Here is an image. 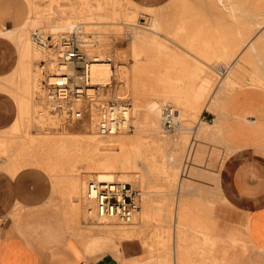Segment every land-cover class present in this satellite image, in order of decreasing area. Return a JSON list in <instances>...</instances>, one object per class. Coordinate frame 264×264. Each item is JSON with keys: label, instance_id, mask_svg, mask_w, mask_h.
<instances>
[{"label": "rangeland", "instance_id": "1", "mask_svg": "<svg viewBox=\"0 0 264 264\" xmlns=\"http://www.w3.org/2000/svg\"><path fill=\"white\" fill-rule=\"evenodd\" d=\"M27 3V0H12V8L8 11L9 16H14L19 11L18 9L24 8ZM137 3L136 0H32V7L36 8L37 16H40L39 18L44 22L53 26L65 23L61 30L49 33L59 32L69 26L84 23L82 26L85 41L93 43V47L89 49L91 53L111 56L110 62L117 65L118 79L121 83L112 77L110 83L102 87L101 90L95 86L92 88L97 94L100 93L97 98L98 105L108 102L118 103L114 98L116 91H118L117 94L126 96L127 101H131L134 109L136 104L141 105L143 120L141 125L135 128L131 123L130 130L120 134L122 137H127L131 141V145L121 151L116 145L113 146V149H106L104 145L99 146L100 149L95 148L99 159L90 170L87 159L83 157L85 154L83 141L89 139L94 143H103L108 139V137L97 135L96 130L94 133L84 131L89 126L95 128L96 118L90 120L88 116L82 121L74 122L71 125L67 124L64 127L58 126L54 122L45 123L40 119V121L34 119L35 111L31 102L33 98L31 99L29 85L34 77V64L28 41L29 33L34 28L30 27L26 31V38L29 43L27 45L28 59L32 63L30 66L31 75L28 74L30 80H28L27 89H23L25 95H30L28 101L24 103L28 112L19 114L20 116L16 113L7 130L0 132L2 140L0 148L2 153L0 154L7 155L8 161L4 167H7L10 162H16L24 167L35 166L44 169L47 178L44 176L45 178L41 179H44L47 184L44 188V191L47 192V201L58 203L56 206L71 218L73 233H77L76 235L82 241L87 240V235H89L87 228L90 227L94 233L101 231L103 235L109 237L117 235L116 237L122 243L135 240L141 245H146L151 252H171L175 239L172 226H151L146 227V231L143 228L139 231L138 223L144 215L143 212H140L137 218L129 224L117 221L86 220L84 218L85 204L81 199L84 191L83 182L86 176L91 173H111L116 178L128 181L134 186H137V184L135 185L137 182V187L145 193L146 200L153 197L160 204L167 205L169 200L172 201L171 196L174 195L180 179L187 178L188 181L191 174L199 177L200 181L207 177V168L209 164L215 166L213 159L218 158L214 154L221 147V140L217 141V135H214L213 123L208 122L212 119L210 114L212 112L204 106L209 94L217 88V78L215 76L207 77V70L211 71L207 65H210L216 45L227 43L234 45L241 37L250 35L253 37L255 33L260 34L264 31V21L257 23L256 17H254L264 18V0H242V3L241 0H165L153 8V14L157 21L159 20L160 26L162 25L160 32L158 31L149 40L140 39L133 44L134 34L127 29L126 24H133L137 19L138 24L144 26L146 17L149 16L144 13L139 17H133L132 8ZM139 10L141 14L143 11L140 8ZM80 14L83 15L82 23L78 19ZM88 22L92 24L90 25ZM94 27L96 30L92 29ZM230 32L231 34H229ZM95 48L96 50H94ZM256 59L254 65L264 70V54H260ZM41 64L40 60L39 67ZM39 70L42 71L43 68ZM42 79L43 74L41 73ZM8 80L7 74L0 75V92L11 95L14 90L9 86H12L13 83L9 84ZM234 87L230 88L229 94L238 89ZM163 96L169 97L172 103L183 111L184 120L181 121V125L184 128L195 127L198 124L195 122L198 120H203L210 125L209 131L213 136L208 135V139L198 140L195 149V163L191 164V169L187 172H183V166L188 162L187 144L185 143L183 148L181 147L182 150L172 151L170 154L169 150L174 147L172 142L181 144L183 141L174 136L172 142H167L163 137V132L153 127L151 123L153 113L157 111ZM34 105L36 106L35 102ZM22 115H25V120ZM169 132L173 134L174 129H170ZM31 134H33V141L28 139ZM50 145L53 148H48ZM54 146L58 149L60 146V150L54 149ZM153 153L160 159H151ZM105 154H109L112 160L117 161L115 167H110V163L108 162V164L102 158ZM3 156H0V163L3 161ZM19 158L22 159V163ZM69 158L72 159L73 165ZM176 160L178 161L176 162ZM216 163L222 164L221 161ZM175 164L180 166L176 167ZM143 165L144 169H142ZM74 181L79 183L77 190L79 197L76 198L78 217L76 219L70 217L68 213L73 203L71 192ZM133 189L138 190V188ZM141 199V195H137L135 200L137 206L140 205ZM160 213L162 212L157 211L154 217H160ZM47 214L55 218L52 223L59 231L56 236L58 240H63L62 238L65 237V240L71 242L73 246L79 245L73 236L63 234V218L49 204L26 209L22 220L23 226L37 230L36 236L47 244L46 235L37 228L40 226V216ZM146 232L149 240L145 241L142 237ZM159 233L165 237L159 236ZM197 233L205 240L208 238V234ZM183 234L179 237V250L182 249ZM199 246L201 250H206L208 243L200 241Z\"/></svg>", "mask_w": 264, "mask_h": 264}, {"label": "crops", "instance_id": "2", "mask_svg": "<svg viewBox=\"0 0 264 264\" xmlns=\"http://www.w3.org/2000/svg\"><path fill=\"white\" fill-rule=\"evenodd\" d=\"M136 1L157 5L165 0ZM27 2L9 16L12 0H0L1 34L23 27L32 10V0ZM28 56L26 43L0 38V75L9 76L8 83L13 84L6 86L14 90L11 95L0 92V132L7 130L16 113L28 112L24 103L30 95L23 90L31 75ZM219 113L216 129L221 147L214 154L218 158L213 159L215 166L209 164L207 168V177L200 181L191 174L188 181L180 179L174 203L169 200L162 205L156 201L142 209L139 231L151 226H186L178 253L175 249L151 252L135 240L122 243L117 235L82 241L73 233L71 218L47 201V184L41 179L46 175L26 170L35 166H23L12 175L4 167L7 155L0 154V264H264V91L233 90ZM210 114L212 119L207 121L213 123L216 115ZM1 144L0 139V148ZM218 161L222 164L218 165ZM182 183L186 184L184 191L179 189ZM45 203L63 218V234L73 236L79 245L73 246L65 237L57 239L59 231L50 214L40 216V228L37 227L46 235L47 244L36 236L37 230L23 226L25 210ZM179 203L184 214L181 217L176 214ZM157 211L162 212L160 217H154ZM204 225L209 231L206 240L189 228ZM146 233L142 237L145 241L149 240ZM159 236L165 237L162 233ZM200 241L208 243L206 250L200 249Z\"/></svg>", "mask_w": 264, "mask_h": 264}, {"label": "bare ground", "instance_id": "3", "mask_svg": "<svg viewBox=\"0 0 264 264\" xmlns=\"http://www.w3.org/2000/svg\"><path fill=\"white\" fill-rule=\"evenodd\" d=\"M243 2H245V1H243ZM133 3H135V2H133ZM241 3H242V0H241ZM132 6H134V5H132ZM154 6L155 5H142L140 3H137L132 8V10H133L132 14H133V17H135V18L143 15L144 13L149 15L148 17H146L147 20H146V24L144 26L143 25L140 26L137 22L138 21L137 19H135V22H133V24L132 23L126 24L127 29L129 31L133 32V34H134L133 44H135V42L137 40H140V39L141 40L151 39L153 37V35L155 36V34H157V32L161 29L162 25L160 26V24L158 22L159 20L157 21L155 15L153 14ZM139 8L142 9V11H143L141 14L139 13V11H140ZM250 11L251 10H249L247 12H250ZM37 15L38 14L36 13V8L32 7L30 16L29 17L27 16L28 19H27L26 23L23 25V27H21L19 30L15 31L13 33H3V34L0 33V38L6 39L9 42H21V43L24 42L27 45L30 43L29 46H30V51H31L32 56H33V64H34V77H32L33 80H31V83H30L31 99L33 98L31 102H32V105H33L34 111H35L34 119H36L37 121L41 120L45 123L54 122L58 126L64 127V125H67V123H65L63 113H61L59 110L56 113H51V111L49 110V107H51V102H49L48 99H46V96H45L46 93H45L44 88H43L42 83H41V72L42 71L39 70L42 68H41V66L39 67V65H38V62L40 60H42L44 58V56H46V54H45L44 49H42L41 47H39L35 43V41L33 40L32 33L34 30H39L43 34H47V33L52 32V31H58V30H61L63 28L65 23L56 24L53 26L51 24H47L46 22H44L41 18H39L40 16L38 17ZM120 15H119V17H120ZM254 17H256L255 19H256L257 23L264 21V18H258L257 16H254ZM78 19L80 20V23H82L81 20L83 19V15H81V14L78 15ZM75 21H77V20H75ZM88 23L90 25L92 24L90 22H88ZM160 23H162V22H160ZM243 23H244V21H243ZM94 24H96V23H94ZM82 25H84V23H82ZM82 25L75 24V25H72V26L65 28L62 31L50 33V34L57 36V35H60L62 33H71V31L77 32L76 33L77 37L80 40V42L83 44L85 52L87 53V55L89 57H91L90 66H89V68H90V71H89L90 72V83L92 86L98 87V89L101 90L102 87H104L110 83V80L112 77H115L117 80H119L118 79L117 65L112 64L110 62V60H111L110 55L100 56L99 54L96 55L95 53H91V51L89 49H91L93 47V43H91V42L86 43L85 38H84L85 33H84V29H83ZM30 27L34 28V29H32L29 33V39H28L29 43H28L27 38H26V31ZM12 28H15V27H12ZM90 28H91V26H90ZM92 29L96 30L95 27ZM231 32L229 34H231ZM233 32H234V30H233ZM232 35H233V33H232ZM219 36H221V35H219ZM251 36L252 35L245 36L243 38L242 37L239 38V40L234 45H231V44L229 45L228 43L216 45L213 49L214 56L210 61V65H207L211 69V71L207 70V77L210 78L211 76H215L217 78V88L215 89L214 92L212 90L213 93L209 94V96L206 99L207 102L205 103V105L204 104L203 105L205 106V108L207 110H210L212 113L214 112L216 115V118H215V121L213 122L212 127L215 129L214 135L215 136L217 135V137H216L217 141L221 140L220 139L221 136L218 134L219 132L216 129L217 120L219 118L218 115L220 114L219 112H220L221 104L224 101V98L229 94V90H231L230 88L235 86L239 90L240 89L241 90L250 89V90H253L255 92H259V91L263 92L264 91V70H261L260 68H257L254 65L256 63V60H257L256 58L258 56H260V54H264V31L260 34L255 33V35L253 37H251ZM229 41H231V40H229ZM94 50H96V48ZM154 56H155V54H154ZM152 58H154V57H152ZM54 66L55 65L51 64L48 67L50 69H52V67H54ZM65 68L69 74L71 73L73 75L74 83L80 81V78L78 76H76V72H75L74 67L72 66L71 63L67 64ZM203 70H204V68H203ZM118 82L121 83L120 80ZM117 92L118 91H116L114 98L118 101V104L112 106L111 112L109 113V116L112 119L111 124H110V127L112 129L111 131L104 132L98 126V124L100 122V117H99V114L96 112L97 109H96L95 105H92L88 114L83 115L82 118L79 119V121H82L83 119H85V117H88V116H89L90 120H93L94 118H96L95 128L93 126H89V127H86V129L84 131L86 133H88V132L94 133V130H96L97 135H99L101 137H108L106 142H103V143L102 142L94 143L93 141H91L89 139H85L83 141V145L85 146V154L83 155V157L85 159H87L88 168L90 170H91V168H93L92 165L99 159L97 154H96L95 148H99V146L104 145L106 149H113L114 148L113 146L116 145V146H118V150L120 149V151L123 148L127 149V147H129L131 145L130 144L131 141L125 136L122 137L121 136L122 133L128 132L130 130L131 123L136 128V127L140 126L142 121H143L142 117H141V115H142L141 107H140L141 105L136 104L135 109H134L131 101H127L126 96L119 95V94H117ZM32 94H33V96H32ZM98 94H100V93L98 92ZM98 94H96V95H98ZM19 100L20 99H18V101ZM33 100H34L36 106L34 105ZM119 101H121V102H119ZM79 103H80V99L75 100L74 101L75 107L79 108L80 107ZM201 103H203V102H201ZM35 107L37 108L36 110H35ZM215 108H216V111H215ZM26 111H28L27 108H26ZM121 114L124 117H121ZM93 115H95V117H93ZM22 118L25 120V115H22ZM113 119H119V121H122V124H120V126L117 130H114V128H115L114 125L116 124V122L113 121ZM167 119L170 120L169 127H167L165 125V122ZM182 120H184V116H183V111L181 110V108L179 106L175 105L174 103H172V100H170L169 97L163 96V98L160 102V105L158 106L157 111H155L153 113V118L151 120V123H152L153 127L158 129L160 132L161 131L163 132L162 133L163 137L167 142H172V138L174 136L179 137L183 141L181 144L177 143V142H172V146H174V147L171 150H169L170 154L172 153V151L180 150L181 147L183 148L185 143L187 144V146H188V148H187V154H188L187 160H188V162H186V164L183 166V172H187L191 169V164L195 163V151H196L195 149H196V144L198 143V140H200L201 138H207L208 139V135H211V131H209L210 125L208 123L204 122L203 120L196 121L195 123H198V124L195 127H190V128H184L181 125ZM72 122H69L68 125L73 124ZM164 127L168 130H166ZM172 128L174 129V132H173V134H170L169 130ZM32 136H33V134H31L29 137L27 136L30 141H33ZM211 136H213V135H211ZM111 137H113V138H111ZM31 143H33V142H31ZM33 146H34V144H33ZM48 148H53V146L50 145V147H48ZM56 148L57 147L54 146V149H56ZM58 150H60V146H59ZM107 151H109V150H107ZM107 151H104V152H107ZM109 152H112V151H109ZM129 153H130V151H129ZM101 155H103V154H101ZM81 156H82V154H81ZM102 158L107 163L108 162L110 163V164L108 163L110 165V167L111 166L115 167L117 165V161L112 160V158L109 154L108 155L105 154ZM151 159L158 160V159H160V157L153 153V154H151ZM69 161H71L70 163H71V165H73L72 159L70 160V158H69ZM177 161L178 160H176V162ZM29 162H31V161H29ZM21 163H22V161H21ZM38 164H36V165H38ZM175 166L177 167L180 165L175 164ZM22 167L23 166L20 165L19 163H16V162L11 163L10 162V164H8L7 167H5V169H7V171H9L10 174L14 175L19 170H22L21 169ZM144 167L145 166L143 165L142 169H144ZM59 168H60V166H59ZM26 170H33L34 172H39L40 174L45 175L44 169L39 168V167L30 168V169H26ZM48 175L52 176L51 174H48ZM92 179L106 180V181H108V180L109 181H121V182H126V183H130V182L125 181V180H120V179L116 178L113 174L106 173V172H97V173H93V174L91 173L90 175L86 176L85 181L83 182L84 183V191H83V194L81 196V199L85 204L84 218L86 220L94 219V220L101 221V222L117 221L114 218H106V217L98 216L96 211L94 210V203L91 200L86 198V196H85L86 185ZM130 184L132 185L133 188H138L139 191L137 189H135V190L137 191L138 195H141V198H142L140 205L137 206L138 208L135 211V213L133 214V217H132V221H133V219L137 218V216L140 214V212L142 213V209L144 207H146L147 203H152V202H156V201H154L153 197H151V198L148 197L149 199L146 200L145 193L139 187H137L138 186L137 182H135V185L137 184V186H134L132 183H130ZM178 186H179V183L177 185V188H178ZM185 187H186V184L182 183L181 186L179 187V189L181 191H184L183 189ZM78 188H79V183L77 181H74L73 186H72V192H71V194H72L71 199H72L73 203L71 205V209L68 212L69 216L74 218V219H76L78 217V206H77V200H76V198L79 197V194H77ZM175 193L176 192H174V195L171 196V200L173 203H174V201H176ZM50 202H52V201H50ZM56 204H58V203H56ZM207 211H208V209H207ZM209 212H211V211H209ZM203 213H206V211ZM143 214H144V211H143ZM176 214H177V217L184 216L183 211L181 209V203L178 204V209H177ZM51 217L52 216H50V218ZM47 221H48V219H47ZM53 221H55L54 218H53ZM132 221L130 223H132ZM134 221H136V220H134ZM117 222L121 223L119 221H117ZM178 222H179V220H177V223ZM140 223H141V221H140ZM122 224H129V223H122ZM107 227H104V228H107ZM185 227L186 226L178 225V224L172 226L173 232L175 234L174 243H173V246L171 248L172 251H173V249H175L177 253H178V251H180L178 249V248H180L179 247V237L182 233H185L183 231V228H185ZM189 228L193 229L195 232H199V233H203V234H208V232H209L208 227L206 225H204V226H189ZM45 229L47 230V228H45ZM87 230L89 232V235H87L86 242L91 240V239L98 238V237H109L105 234L103 235L101 233V231L94 233L92 231V229H90V227L87 228ZM105 231H107V230H105ZM75 234H77V233H75Z\"/></svg>", "mask_w": 264, "mask_h": 264}, {"label": "built area", "instance_id": "4", "mask_svg": "<svg viewBox=\"0 0 264 264\" xmlns=\"http://www.w3.org/2000/svg\"><path fill=\"white\" fill-rule=\"evenodd\" d=\"M77 32L62 33L54 36L43 34L39 30L32 33L35 43L44 49L47 55L41 60L43 79L42 86L46 99L51 102L49 110L63 113L65 123L76 122L83 115L88 114L92 105H95L99 114L98 126L104 132L111 131V108L118 103L108 102L98 105V95L90 83V61L83 44L77 37ZM71 63L80 81L74 83L73 75L66 71V65ZM55 65L50 69L48 66ZM80 99V107H75L74 101ZM121 117H124L121 114ZM114 130L122 124L119 119ZM165 125L169 127L170 120ZM138 193L130 183L121 181H106L92 179L86 185L85 196L94 203V210L100 217L114 218L121 223H130L137 210L135 203Z\"/></svg>", "mask_w": 264, "mask_h": 264}]
</instances>
